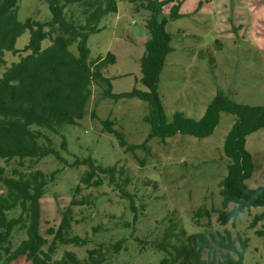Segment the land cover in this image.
Masks as SVG:
<instances>
[{
    "label": "rangeland",
    "instance_id": "374dc122",
    "mask_svg": "<svg viewBox=\"0 0 264 264\" xmlns=\"http://www.w3.org/2000/svg\"><path fill=\"white\" fill-rule=\"evenodd\" d=\"M178 17H170L169 7L156 18L170 33L171 50L165 56L158 75L157 94L167 121L173 113L199 119L215 95H222L238 103L264 105V0H178ZM17 17L45 21L50 11L45 0H19ZM147 9H134L128 0L117 1V11L102 18L100 30L87 36L90 55L111 52L115 62L110 64L106 77L110 78V91L119 94L131 89L147 90L142 80L140 58L145 53L149 37L146 21ZM28 30L15 40L18 53L5 52L1 72L27 52ZM44 38L40 48L49 45ZM71 49L75 50L72 45ZM105 84L92 85L86 113L77 124L62 125L58 133L43 131L53 138L56 154L38 159L35 168L50 174L54 180L39 198L41 232L56 228L61 212L76 195L86 196L83 205L72 206L74 218L71 234L88 238L82 245L61 243L52 253V259L71 250L83 257L87 248L109 243L124 237L122 248L108 256L106 264H158L162 252L147 242L158 239L168 218L177 220L187 233L204 229L206 216L194 221L198 207L221 209L220 182L227 173L229 159L223 151L224 138L235 116L221 111L219 121L211 134L195 137L176 133L161 138L151 132L145 119L147 103L137 97H111L102 95ZM94 112L95 116L91 113ZM113 120L112 128L123 133L127 144L136 145L127 150L114 131L106 129L102 120ZM36 128L35 126H33ZM61 143L65 144L62 147ZM245 147L254 164L245 179L248 187L264 185V127L245 137ZM91 158L103 166L123 168V177L129 179L124 188L134 197L136 213L130 209V200L122 198L107 178L100 186L85 187L80 176L87 164L76 160ZM7 175L17 166V159H0ZM122 183V179H118ZM79 186V191L74 189ZM4 186L0 183V192ZM233 203H229L231 208ZM264 207L245 208L225 226L218 224L217 211L210 213L216 229L228 228L233 235L248 237L244 251V264H263L262 238L255 234L258 227L250 226L255 213ZM14 215V211L9 212ZM135 215V219H134ZM164 218V220H162ZM134 219V220H133ZM101 230L93 232V227ZM12 247L24 237V231L13 232ZM142 241L146 240L145 248ZM208 257V253L204 252ZM236 256V255H234ZM8 264H31L19 256Z\"/></svg>",
    "mask_w": 264,
    "mask_h": 264
},
{
    "label": "trees",
    "instance_id": "16d2710c",
    "mask_svg": "<svg viewBox=\"0 0 264 264\" xmlns=\"http://www.w3.org/2000/svg\"><path fill=\"white\" fill-rule=\"evenodd\" d=\"M19 0H0V64L4 63V53H18L16 38L25 30L29 32L27 44L21 51L27 52L16 62H12L0 74V159L6 162L17 159L7 175L0 164V264H8L19 256H24L31 264H106L108 256L116 254L125 241L121 237L107 246L98 244L86 249L83 257L71 250H65L61 257L51 255L61 243L85 244L88 238L71 234L74 218L72 206L83 205L86 196L71 199L62 210L56 228L41 232L39 198L54 180L55 172L47 174L35 168L38 159L48 154H56L53 138L43 129L58 133L62 125L77 124L86 113L92 93V85L105 84L102 95L111 97H137L147 103L146 121L151 132L161 138L176 133L204 137L212 133L219 121L221 111L235 116L227 132L223 151L229 159L227 173L220 182L221 209L198 207L194 211V221L206 216L204 229L187 233L179 227L177 220L168 218L161 236L147 242L162 252L158 264H244V251L248 237L241 233L233 235L228 228L216 229L210 220V213L217 211L218 224L225 226L234 220L245 208L264 207V185L248 187L245 179L253 171L254 164L245 147V137L264 127V105L238 103L222 95H215L208 103L199 119L173 113L167 121L157 94L158 75L170 46V33L163 29L157 16L163 6L169 7L170 17H178V0H128L134 9H147L150 17L146 21L149 33L145 41V53L140 58L142 80L147 90L131 89L113 94L110 78L106 71L115 62L111 52L92 57L86 44L90 33L99 31L102 18L117 11L118 0H45L50 11L49 19L40 21L31 17L23 21L17 17ZM48 38L50 43L40 48V42ZM75 46V50L71 46ZM95 116L94 112L91 113ZM103 126L114 131L121 145L133 150L136 145L127 144L123 133L112 128L113 120H102ZM35 126L36 128H34ZM65 147L64 143H61ZM88 168L83 171L80 181L85 187L100 186L107 178L114 184L120 197L130 200V209L136 213L134 195L124 188L128 177L122 178L123 168L103 166L91 158L76 160ZM118 179H122L119 183ZM77 186L74 191H79ZM229 203H233L228 208ZM14 211V215L9 212ZM135 219V215H134ZM133 219V220H134ZM164 220V218L162 219ZM258 227L255 234L262 238L264 264V209L255 213L250 226ZM101 225L93 227V232L101 230ZM24 231V237L12 247L13 232ZM146 242V240H144ZM141 240L143 248L145 242ZM208 253V257L204 256ZM236 255V256H234Z\"/></svg>",
    "mask_w": 264,
    "mask_h": 264
}]
</instances>
